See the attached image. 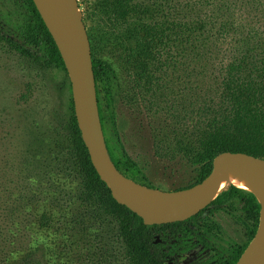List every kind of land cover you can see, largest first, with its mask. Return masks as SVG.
I'll use <instances>...</instances> for the list:
<instances>
[{
  "label": "trees",
  "instance_id": "16d2710c",
  "mask_svg": "<svg viewBox=\"0 0 264 264\" xmlns=\"http://www.w3.org/2000/svg\"><path fill=\"white\" fill-rule=\"evenodd\" d=\"M15 1L19 9L14 14L8 13V23L3 25L0 14V42H6L12 51L39 70L53 73L57 77L55 89L59 97L58 108L48 127L49 134L36 138L40 147H48V154L44 155L47 157L42 161L41 154L36 152L28 156L32 175L22 180L26 185L16 201L24 205L19 207L25 209L35 204L42 210L38 218L40 228L57 226V231L69 238L76 228L72 223H79L78 230L84 234L94 230V225H97L96 231L107 227L120 240L128 264H207L208 261L185 263L179 260V254L189 253L199 246L214 252L216 264H236L257 231L261 203L256 194L231 183L198 214L184 221L160 225L145 224L138 214L118 203L94 167L82 138L71 81L53 36L34 0ZM252 2L90 1L86 19L90 20L87 28L102 128L112 160L127 177L152 187L122 141V126L117 123L119 104L122 100L133 103L142 87L151 90L159 78H163L157 73L163 71L165 65L175 72L179 57H183L184 62L189 60V74H196V65L200 64L202 70L198 73L219 77L220 100L216 107L210 105L214 114L196 134L176 143L178 151L197 167L196 181L186 187L210 174L213 159L220 152L240 151L264 158V35L260 33L255 40L256 35L250 30ZM109 49L121 50L124 66L132 73L129 89L123 86L114 65L102 57ZM221 57L224 60L216 74L212 70L213 62ZM54 166L73 179L74 194L69 189L64 190V194L60 191L61 195L55 191L60 184L55 179L59 173L54 171ZM227 195L238 197L240 208L256 222L245 244L226 242L218 234L216 223L208 217L209 211L221 208L220 201ZM3 234L4 229L0 227V236ZM157 235L161 242H155ZM20 247L19 256L6 254L0 264H50L43 244Z\"/></svg>",
  "mask_w": 264,
  "mask_h": 264
},
{
  "label": "rangeland",
  "instance_id": "374dc122",
  "mask_svg": "<svg viewBox=\"0 0 264 264\" xmlns=\"http://www.w3.org/2000/svg\"><path fill=\"white\" fill-rule=\"evenodd\" d=\"M90 1L79 0L86 25H90V20L86 19ZM16 2L0 0L3 25L9 22L8 13L14 14L19 9ZM250 4V30L256 40L260 33L264 35V0H253ZM121 56V50L114 49L102 55L114 65L123 86L129 89L132 73L125 68ZM179 58L175 72L174 68L166 69L163 65L167 74L164 70L157 73L163 76L158 84L151 90L142 87L133 103L122 100L118 107L117 123L122 126L120 134L125 148L143 169L152 188L160 191L177 190L196 181L197 167L178 151L176 143L196 134L214 114L210 105L216 107L220 100L219 77L198 73L202 70L200 64L196 65L197 73L191 75L189 60L184 62L183 57ZM223 60L221 57L213 62L212 70L216 74ZM56 80L53 73L39 70L12 51L6 42H0V178L4 183L0 186L3 196L0 198V227L4 229L0 236V259L6 254L19 256L21 245L43 244L50 264H128L120 240L107 227L96 231L97 225H94V230L84 234L78 230L79 223H72L76 228L69 238L59 233L57 226L40 228L38 218L42 210L38 206L31 204L28 209H21L19 206L24 204L16 201L26 185L22 180L32 175L28 156L40 153L43 161L47 157L45 153L48 154V147H40L36 138L49 134L48 127L58 108ZM54 167L59 173L55 179L60 184L55 191L64 194V190L69 189L74 194L73 179ZM220 202L221 208L209 211L208 217L224 227L226 242L247 243L256 226L253 216L248 217L240 208L238 197L227 195ZM258 225L259 222L257 228ZM207 255L199 250L194 259L204 260Z\"/></svg>",
  "mask_w": 264,
  "mask_h": 264
},
{
  "label": "water",
  "instance_id": "95a60500",
  "mask_svg": "<svg viewBox=\"0 0 264 264\" xmlns=\"http://www.w3.org/2000/svg\"><path fill=\"white\" fill-rule=\"evenodd\" d=\"M34 2L65 62L75 114L92 163L114 199L138 214L147 225L184 221L216 199L222 182L227 187L231 184L230 172L248 173L263 190V198L257 196L261 203L257 231L236 264H264V158L240 151L220 152L213 159L210 174L201 182L172 191H160L127 177L116 167L105 141L91 43L79 0Z\"/></svg>",
  "mask_w": 264,
  "mask_h": 264
},
{
  "label": "bare ground",
  "instance_id": "6f19581e",
  "mask_svg": "<svg viewBox=\"0 0 264 264\" xmlns=\"http://www.w3.org/2000/svg\"><path fill=\"white\" fill-rule=\"evenodd\" d=\"M229 175H230L231 183H233L237 187L255 193L260 200L263 198V190L256 184L255 180L250 174L238 170H234L230 172ZM226 188H227L226 182H222L216 191V195L221 194L224 190H226Z\"/></svg>",
  "mask_w": 264,
  "mask_h": 264
},
{
  "label": "flooded vegetation",
  "instance_id": "af4514ba",
  "mask_svg": "<svg viewBox=\"0 0 264 264\" xmlns=\"http://www.w3.org/2000/svg\"><path fill=\"white\" fill-rule=\"evenodd\" d=\"M216 225H217L218 234L221 235V236H225L226 231L224 230V227L219 225V224H216ZM159 236L160 235H157L156 237H157V239L160 240L159 242H161L162 240L159 238ZM231 242L233 243V245L237 244V243L233 242L232 240H231ZM199 250H202V252L204 254L205 253L208 254L204 260H199V261H208L207 264H216V260L213 259V253L214 252H212L211 249H209V248L208 249L204 248L203 246H199L196 250H193V251H191L189 253L179 254V256H181V257L184 256L185 257L184 259H179V260H181V261H183L185 263L197 260V259H194V257L197 256V253H198Z\"/></svg>",
  "mask_w": 264,
  "mask_h": 264
}]
</instances>
